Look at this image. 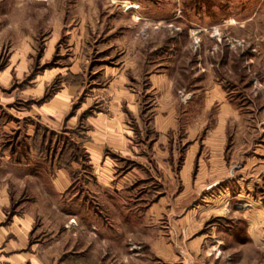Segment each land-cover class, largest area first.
<instances>
[{
	"label": "rangeland",
	"instance_id": "obj_1",
	"mask_svg": "<svg viewBox=\"0 0 264 264\" xmlns=\"http://www.w3.org/2000/svg\"><path fill=\"white\" fill-rule=\"evenodd\" d=\"M63 91L59 126L41 119ZM128 92L134 149L108 151L103 186L78 138ZM167 112L175 124L157 136ZM28 129L34 149L52 147L35 150V173L77 159L58 195L26 169L7 187L30 196L41 264H264V0H0L1 143L26 150Z\"/></svg>",
	"mask_w": 264,
	"mask_h": 264
},
{
	"label": "crops",
	"instance_id": "obj_2",
	"mask_svg": "<svg viewBox=\"0 0 264 264\" xmlns=\"http://www.w3.org/2000/svg\"><path fill=\"white\" fill-rule=\"evenodd\" d=\"M67 96L68 92L63 91L59 93L58 96L52 98L49 102L44 103L42 105L43 109L39 112L40 118L49 120V123L59 126L58 119L65 113ZM131 97L132 94L129 92L128 95L124 96L122 103L126 106V108L124 107L122 111L121 109L118 110L117 116L113 118H105L104 114L101 113H97L95 116L89 117L87 119L89 129L86 133V138H83L82 136L78 138V140L81 141V147L88 154L92 175L94 176L95 181H97L100 185L108 186L109 184H112L113 181L112 171H114V169L112 168L115 164L111 161V155L107 154L109 153L108 151H121L126 148L131 150V148L134 147L131 145L130 130L125 124L124 119H122L123 123L120 121L121 117L125 116V109L128 111L133 110L132 106H134V104L130 101L132 99ZM52 117L54 119H52ZM68 121H70L71 124L74 123L71 120ZM153 122L155 127L154 130L157 132V136H159L160 134L166 133L173 128L175 124L174 115L170 112H167L166 114L155 113ZM12 132L13 131L10 133ZM1 134L2 133L0 132V136ZM36 136H39L37 132L32 129L27 130V138H29V141L31 140V143L29 146H27V143L25 147L26 150L24 151L20 150V146L17 145L18 139L14 140L15 143L11 142L9 145L4 147L1 143L2 138L0 137V264H41V257L38 256V254L33 253L36 249L35 243L29 242L28 234L32 229L31 226L34 221V213L30 208L25 207L26 204H24V202L26 201L25 199L30 196H14V194H11L10 196L7 188L10 183H18L20 180L18 178V170L26 169V173L23 172L21 174V177L23 176L21 180L23 179L27 183H30L31 179L33 181L36 179L35 181H37L39 185L46 184L48 190L50 191L53 190L51 189V185H53L56 195L72 183L73 174L70 170H68V168L77 162V159L75 158L68 162L66 159L65 161H61L62 156L56 157L58 159L55 161L57 165H55V170L51 175L50 169L54 167L52 164H48V167L50 166V168H48L49 173L43 166H37L38 169L43 170L42 173H35L33 171L35 164L32 158L35 155V150L37 151L36 154H39L38 152L40 151V153L48 154L52 150L50 144H39L38 150L34 149V138ZM156 139L157 137L153 140V142H151V145L157 146L158 140ZM142 145L144 144L142 143ZM153 149L156 153L155 147ZM191 149L192 147L190 146L186 150V159L183 163L185 167H189L191 164L192 151H194V148L192 150ZM141 151L143 154V150ZM134 152H136V150ZM176 153V148L173 149L172 146L168 148V157L170 160L168 168L170 169L172 168V163L175 159L174 157ZM154 161L158 167L161 166L157 160ZM3 167L8 168L10 178H6L4 176L3 172L7 173V171H4ZM139 168L144 171L147 167L145 168L144 166H139ZM165 168L168 169L167 165ZM145 171L144 173H146ZM125 175H131L130 171L125 173ZM20 200H22L21 202L25 201L21 203ZM18 202L21 203V209L14 208L16 204L17 206L19 205Z\"/></svg>",
	"mask_w": 264,
	"mask_h": 264
},
{
	"label": "bare ground",
	"instance_id": "obj_3",
	"mask_svg": "<svg viewBox=\"0 0 264 264\" xmlns=\"http://www.w3.org/2000/svg\"><path fill=\"white\" fill-rule=\"evenodd\" d=\"M73 222V224L75 225V222L74 221H72ZM71 223V222H70ZM72 224V223H71Z\"/></svg>",
	"mask_w": 264,
	"mask_h": 264
}]
</instances>
